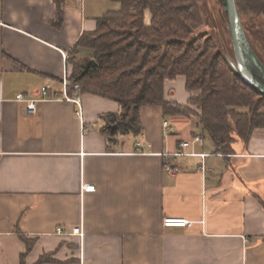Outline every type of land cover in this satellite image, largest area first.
Masks as SVG:
<instances>
[{"label":"crops","instance_id":"0c3cea01","mask_svg":"<svg viewBox=\"0 0 264 264\" xmlns=\"http://www.w3.org/2000/svg\"><path fill=\"white\" fill-rule=\"evenodd\" d=\"M119 9L65 0L57 24L55 0H0V264H21L23 237L35 242L27 264L46 254L56 264H264V129L222 155L196 119L160 107L142 108L140 136L109 140L99 119L120 113L115 101L81 93L83 120L64 100L38 102L34 115L16 101L40 100L44 87L62 96L77 42ZM164 88L167 102L189 106L185 77ZM184 143L190 155L171 156ZM167 218L192 225L167 228ZM77 227L83 239L55 234Z\"/></svg>","mask_w":264,"mask_h":264},{"label":"trees","instance_id":"16d2710c","mask_svg":"<svg viewBox=\"0 0 264 264\" xmlns=\"http://www.w3.org/2000/svg\"><path fill=\"white\" fill-rule=\"evenodd\" d=\"M113 1L120 9L99 18L96 30L84 33L69 56L71 83L80 86L82 94L120 105L119 114L100 117L105 123L103 135L109 140L118 135L140 136L144 107H160L165 117L196 119L212 139L216 153L222 155L232 154L237 140L248 144L256 129H264V97L240 78L233 66V46L234 63L218 51L211 37H195L204 24L198 0ZM55 3L56 22L60 24L65 0ZM236 4L241 18L264 15V0H236ZM147 13L151 16L149 24ZM80 49L90 50L91 56L80 57ZM91 60L97 66L83 75ZM179 76L186 78V90L192 94L189 106L165 100V82ZM73 92L71 89L70 94ZM190 106L197 107L198 112ZM113 125L117 129L112 132ZM23 240L27 249L21 264H27L35 242ZM53 256L46 254L36 264H56Z\"/></svg>","mask_w":264,"mask_h":264},{"label":"rangeland","instance_id":"374dc122","mask_svg":"<svg viewBox=\"0 0 264 264\" xmlns=\"http://www.w3.org/2000/svg\"><path fill=\"white\" fill-rule=\"evenodd\" d=\"M198 2L202 10L204 24L195 32V37L202 35L211 37L216 41L218 51L234 63L231 55L232 41L230 40L229 23L225 11V0H198ZM241 20L248 38L264 60V15L258 17L249 15L242 17ZM255 73L259 80L264 83V77L258 72ZM193 111L198 112V108H193Z\"/></svg>","mask_w":264,"mask_h":264},{"label":"water","instance_id":"95a60500","mask_svg":"<svg viewBox=\"0 0 264 264\" xmlns=\"http://www.w3.org/2000/svg\"><path fill=\"white\" fill-rule=\"evenodd\" d=\"M225 11L236 60V64H233V66L243 82L264 97V83L259 80L255 73L258 72L264 77V64L257 56L247 37L237 9L236 0H225ZM91 66L96 67L97 63L94 60L89 61L83 75L89 71ZM110 128L114 131L117 126L113 125Z\"/></svg>","mask_w":264,"mask_h":264},{"label":"built area","instance_id":"2783aa9c","mask_svg":"<svg viewBox=\"0 0 264 264\" xmlns=\"http://www.w3.org/2000/svg\"><path fill=\"white\" fill-rule=\"evenodd\" d=\"M68 59V57H65V61ZM71 74L68 73V68L65 69V77L63 80V93L62 96H54L51 97L49 94V88L44 87L42 88V99L40 100H30L26 98L24 95H18L16 98V101L19 103H25L26 104V109L27 111L31 114L34 115L37 113V103L41 101H46V100H64L69 103H74L78 110L76 112V115L79 117L80 120H83V107H82V97H81V87L78 85H73L71 83ZM73 89L75 92V96L70 95V90ZM163 128L166 132L168 133H173L174 128L170 125L169 122H164ZM195 142H202L200 138H196ZM189 144L184 143L181 145V149L183 151L173 154L171 156L173 157H178V156H189L190 154H187L185 152V149L188 148ZM202 158L205 157V155L201 156ZM84 189L86 191H93L95 189L94 186H85ZM164 226L167 228H173V227H178V228H187L192 225L190 221L187 219H176V218H167L164 220ZM57 236L60 237H79L80 239H83L84 233L83 229L81 227L73 228L72 230H66L59 228L56 230L55 233Z\"/></svg>","mask_w":264,"mask_h":264}]
</instances>
